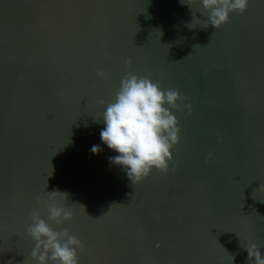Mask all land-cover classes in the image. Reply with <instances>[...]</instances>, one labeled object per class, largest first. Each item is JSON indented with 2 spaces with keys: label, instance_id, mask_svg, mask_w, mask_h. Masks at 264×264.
Segmentation results:
<instances>
[{
  "label": "water",
  "instance_id": "95a60500",
  "mask_svg": "<svg viewBox=\"0 0 264 264\" xmlns=\"http://www.w3.org/2000/svg\"><path fill=\"white\" fill-rule=\"evenodd\" d=\"M190 7L0 0V264H36L28 217L47 219L36 197L57 189L73 217L49 223L81 239L79 264H249L251 243L264 253V0L218 28L191 27L207 16L200 0ZM130 72L182 97L168 171L134 185L100 140Z\"/></svg>",
  "mask_w": 264,
  "mask_h": 264
},
{
  "label": "clouds",
  "instance_id": "9594fccd",
  "mask_svg": "<svg viewBox=\"0 0 264 264\" xmlns=\"http://www.w3.org/2000/svg\"><path fill=\"white\" fill-rule=\"evenodd\" d=\"M192 0L181 3L190 9ZM207 20L200 21L193 16L191 27L201 24L214 28L226 23L233 12L247 10L249 0H200ZM130 62V61H129ZM97 76L107 79L103 69ZM182 99L178 90L164 89L158 81L147 76L128 73L120 80L114 98L103 112V128L100 130L102 144L117 153L109 157L112 165L126 171L134 185L147 177L153 168L166 173L172 159L171 149L179 140V121L173 109L179 111ZM99 103L103 104L101 100ZM184 107L191 110L190 105ZM100 145L94 144L90 151L99 154ZM66 191H46V198L37 196L38 204L47 212V219L39 211H32L27 235L35 242L30 256L36 264H79L78 249L84 244L69 228L55 230L49 221L61 225L73 217L70 207L58 197L68 198ZM248 253L249 264H264V253L256 243L243 245ZM234 257L232 256V261Z\"/></svg>",
  "mask_w": 264,
  "mask_h": 264
},
{
  "label": "snow or ice",
  "instance_id": "6c2138e0",
  "mask_svg": "<svg viewBox=\"0 0 264 264\" xmlns=\"http://www.w3.org/2000/svg\"><path fill=\"white\" fill-rule=\"evenodd\" d=\"M162 86V85H161Z\"/></svg>",
  "mask_w": 264,
  "mask_h": 264
}]
</instances>
